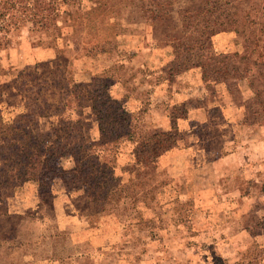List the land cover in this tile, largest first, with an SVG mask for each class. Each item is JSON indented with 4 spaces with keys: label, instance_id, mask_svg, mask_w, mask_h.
<instances>
[{
    "label": "rangeland",
    "instance_id": "1",
    "mask_svg": "<svg viewBox=\"0 0 264 264\" xmlns=\"http://www.w3.org/2000/svg\"><path fill=\"white\" fill-rule=\"evenodd\" d=\"M210 1L147 4L142 16L131 14L133 20L123 0H18L9 12L0 9V134L8 124L28 123L49 133L48 144L61 136L67 154L59 160L63 179L55 180L52 195L40 197L32 181L9 190L11 180L0 176V264H264V183L245 192L258 203H195L183 162L176 166L177 159L169 171L163 160L196 134L212 137L200 144L206 151L224 134L229 139L222 146L249 148L253 165L257 157L264 182L262 19L245 22L251 7L244 4L236 13L237 33L228 26L205 49L180 57L172 47V34H182L181 12L207 14ZM247 53L256 65L239 58ZM208 56L218 58L208 66ZM214 64L221 74L216 81ZM104 92L133 111L149 133L176 123V144L147 155V166L137 163L138 142L100 146L90 104L103 100ZM46 104L47 116L40 117L37 107ZM108 113L114 116L109 134L120 133V112ZM86 149L108 161L113 179L107 187L99 182L102 167H85L70 156ZM67 173L75 175L73 183ZM170 179L175 193L162 188ZM7 190L12 195L5 198Z\"/></svg>",
    "mask_w": 264,
    "mask_h": 264
},
{
    "label": "trees",
    "instance_id": "2",
    "mask_svg": "<svg viewBox=\"0 0 264 264\" xmlns=\"http://www.w3.org/2000/svg\"><path fill=\"white\" fill-rule=\"evenodd\" d=\"M18 0H5L0 3V9L2 10V15L4 12H9L14 8V3ZM125 5L129 6V17L128 20H133L137 17L142 16L144 13L145 6L147 4L152 6H163L171 4L177 0H123ZM140 4V6H138ZM207 14H196L188 16L185 12H181L178 21L181 23V36H175L172 34V47L176 57H180L185 51L198 48L205 49L207 44L214 34L226 31L228 26H233L231 30L237 33V29L234 27L236 25L238 18L237 12H241L242 5L249 4L251 10L246 12L242 19L246 22L252 21L257 22L260 18L264 24V0H211ZM131 14H133L131 16ZM1 15V16H2ZM171 19L170 16H166L165 20ZM241 19V18H240ZM172 23V22H171ZM169 24V23H166ZM175 29V28H174ZM261 29V28H259ZM262 31V29H261ZM250 54H245V56H240L242 60H247L248 65H256L254 61L249 59ZM217 57L208 56L206 62L208 66L211 62H216ZM207 66V67H208ZM264 68V63L263 66ZM234 66L230 69L235 71ZM205 71V70H204ZM213 80H218L221 74H218L216 64L212 67ZM246 71H249L248 66ZM206 75V73H203ZM229 74V73H228ZM205 77V76H204ZM103 100L94 99L91 102V109L96 115V120L98 121L99 129V145L106 146L108 144H113L122 139L133 140L138 142L135 148V155L137 163H146L147 166V155L156 157L162 150L174 146L178 140L176 134L177 126L176 123L172 124L170 129L162 130L154 133H149L145 131L139 123L136 115L133 111L127 110L121 104L120 100L115 97H111L108 92H104ZM90 99H93L90 96ZM45 103V102H44ZM37 107V106H36ZM51 105L38 106L37 115L40 117H46L47 112L45 109H49ZM110 109L114 112H120L122 122L118 126L121 132L117 134H109V131L113 130V126L108 125L109 120L112 119V114L108 113ZM28 113H26L27 116ZM25 116V115H24ZM1 120V119H0ZM70 125V121L68 122ZM133 127V130L131 128ZM59 129L58 125L53 128L57 132ZM134 134H138L135 137ZM200 136L199 134H197ZM48 132L34 131L30 128L28 123L14 122L2 127V132L0 134V148L2 146L10 147L12 150L8 153H4L0 150V176L6 175L13 184V186L8 189L14 190L15 187L22 185L25 182L32 181L37 185L38 195L41 197L43 193L52 195V189L55 185L56 179H63L62 171L58 168L59 160L67 155L64 151L60 150L63 147L61 136H57L55 139L51 140L49 144ZM202 139V136H200ZM70 154V153H68ZM141 155V156H140ZM76 163L79 161L84 163L85 167L87 165L96 163L97 166L102 167V176L99 178V182L103 186L107 187L109 180H112V175L109 171V177L107 176L106 170L108 168V161L101 162L99 160V155L95 154L92 150L86 149L80 157L70 154ZM142 157V158H141ZM144 157V159H143ZM154 168V166H152ZM69 176L68 183H73L74 174ZM16 184V182H18ZM170 182H163L162 188L165 191H170L168 187L165 186ZM90 184V183H89ZM67 187V185H66ZM5 192V198L11 196L12 191Z\"/></svg>",
    "mask_w": 264,
    "mask_h": 264
},
{
    "label": "crops",
    "instance_id": "3",
    "mask_svg": "<svg viewBox=\"0 0 264 264\" xmlns=\"http://www.w3.org/2000/svg\"><path fill=\"white\" fill-rule=\"evenodd\" d=\"M204 121L206 120H201V123ZM208 136H211V134H208ZM243 137L242 134L236 135V138L243 139ZM207 139H212V137L200 139V136L196 134V138L192 144L185 143L186 145L183 146V149L179 150L178 148L171 151L163 158L169 167V171H173L174 168L171 165L177 159V162L174 163L176 166L183 162L184 169L186 170L188 197L195 203L214 205H223L226 203L235 204L242 201L250 204L258 203L257 196L245 193L247 189L251 192L252 187H257L264 183L263 181H259L261 179V169L256 162L257 157L255 158V167L253 165L254 161L246 156L249 148H240L241 146L226 148V146H222L229 139L224 134H221L220 143H216V146H213L211 151H206L204 146L200 144ZM207 154L211 158H206ZM189 172H201V175H197V178H194V176L189 175ZM242 183L244 184L242 185ZM225 184H227L226 187ZM234 184L238 185L235 186ZM165 187H168L171 193H175L176 186L173 179H170V182ZM260 197H262L260 199H263L264 194ZM244 229L248 230V227L245 225ZM248 232L251 233L249 230ZM190 247L191 249L194 248L192 245Z\"/></svg>",
    "mask_w": 264,
    "mask_h": 264
}]
</instances>
